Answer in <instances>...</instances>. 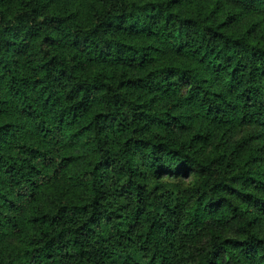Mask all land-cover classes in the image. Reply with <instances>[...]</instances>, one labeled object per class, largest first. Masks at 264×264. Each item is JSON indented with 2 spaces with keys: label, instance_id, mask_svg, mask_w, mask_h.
Listing matches in <instances>:
<instances>
[{
  "label": "trees",
  "instance_id": "obj_1",
  "mask_svg": "<svg viewBox=\"0 0 264 264\" xmlns=\"http://www.w3.org/2000/svg\"><path fill=\"white\" fill-rule=\"evenodd\" d=\"M196 1L0 0V264H264V0Z\"/></svg>",
  "mask_w": 264,
  "mask_h": 264
},
{
  "label": "rangeland",
  "instance_id": "obj_2",
  "mask_svg": "<svg viewBox=\"0 0 264 264\" xmlns=\"http://www.w3.org/2000/svg\"><path fill=\"white\" fill-rule=\"evenodd\" d=\"M214 2L215 0H197L196 4L198 6H204V7H207V9H209L214 4ZM223 8L225 9L227 8V6H224ZM234 8L237 14V17L233 25L234 29L239 32L242 31L244 28L252 29V30L255 29L253 31V35L251 38L254 40L264 39V19L258 15H252L248 13L243 14L241 8H236V7ZM81 13H82L81 16H84L86 19L88 18L89 11L85 10V8L81 10ZM259 37L261 39H259ZM262 41L264 42V40ZM170 60H172L173 62H180V63L184 62L190 65H193L192 58H186L180 54L173 55L170 58ZM89 66L93 67L94 64L90 63ZM205 73L206 72L204 70L203 74L206 75ZM210 85H212L215 88H217L218 86L219 87L222 86L220 81H215L212 84L210 83ZM174 103L176 105L172 106V109H173V112L176 114L181 113V110H183L184 112L186 111L183 114L187 115L188 112L192 110V108L184 109L185 104L183 102L182 103L174 102ZM172 104H173V99L169 97V98H165L164 100H161L160 106H171ZM197 117L189 118V119L186 117L185 120H186L187 125H184L182 128H180V130L177 132V135H176L177 142H182V141L187 142L190 136L196 133L199 129L205 132L207 134V140L201 141L200 146L199 144L196 145V148L198 149L197 154H202L203 156L204 151L205 150L207 151L210 148L211 144H213L214 142H217L221 138H223L222 141H224L225 145H227V148L234 147V144L236 143V141L240 139V132L238 129L233 130V133L229 135V134H226L224 128L217 126L216 123L210 121L209 119H204L201 116H197ZM262 141L263 139H261L260 141L257 140L255 141V144L257 145L262 144ZM178 184L170 183V186L172 189H175L178 186ZM50 192H51L50 198L55 197V196H60V193L57 192V190H52Z\"/></svg>",
  "mask_w": 264,
  "mask_h": 264
}]
</instances>
